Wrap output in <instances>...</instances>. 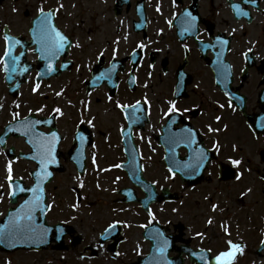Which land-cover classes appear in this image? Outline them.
<instances>
[{"label": "flooded vegetation", "instance_id": "flooded-vegetation-1", "mask_svg": "<svg viewBox=\"0 0 264 264\" xmlns=\"http://www.w3.org/2000/svg\"><path fill=\"white\" fill-rule=\"evenodd\" d=\"M11 1L16 3L18 0H2L0 4L6 5ZM90 1L104 3L105 0ZM107 1H111L113 20L119 21L124 16L126 21L121 23L128 22L124 31L117 28L112 44L110 41L107 45L102 42L100 49L92 39L99 27L105 28L106 21L99 20L98 12L93 11L87 28L81 29L79 24L75 27L76 23L68 18L59 2L55 5L52 0H37L35 14L27 15L26 11L19 14L20 9H14L12 16H5L0 25L2 61L11 43L10 38L6 40L5 37L19 39L16 56L19 57L26 50L27 60L34 69L28 82H35L39 66L45 62L37 41L30 46V33L34 23L37 31V22L42 18L40 8L45 13H54L50 14V23L66 37V46L54 65L59 71L64 69V72L44 79L40 86L70 78L75 72L82 86L80 119L64 129L60 117L48 115L52 116L50 123L58 132L59 140L55 144L61 163L67 168L73 166L72 152L77 131L81 128L88 146L87 165L94 156L101 165L103 180L122 183L115 190L116 200L112 201H118L123 210L129 207L131 211H140L145 216L142 238L143 232L154 225L157 213L169 217L170 208L177 205L181 209L190 205L193 209L206 205L204 224L200 226L195 223L198 230L190 237L184 222L174 223L167 218L160 224L166 234L177 237L184 244L182 246L188 243L194 250H209L216 256L220 251L216 252L204 243L208 238V227L219 223L222 229H226L231 218L229 213L227 217H214L209 212L215 208L218 214L226 213V204L216 205L213 202L210 186L217 185L212 190L214 193L216 189L221 191L216 198H227L224 188L236 184L239 189V183L244 184L251 175L249 164L253 154L264 165V147L261 145L264 143V133L257 134V130L264 129V0ZM142 1L143 8L140 9ZM100 17L103 18L104 14ZM79 28L83 37L86 35L83 63L76 53L80 44L77 37ZM20 64L24 63L21 61ZM94 74L98 76L97 86L90 84ZM21 97V94L14 99L9 96L17 104L14 106L17 111L12 113L18 114L15 118L14 115L8 118L2 116L3 107L0 108V136L9 124L27 116L19 110ZM173 103L178 109L175 112L171 111ZM242 105L244 113L240 108ZM37 115L46 117L42 112ZM43 131L49 133L51 130L44 127ZM125 134L132 135L137 150L131 160L125 153ZM113 135L116 137V147L112 145ZM127 140L131 141V137ZM6 144L15 148L16 156L29 152L23 138L11 136ZM250 148L252 153L246 151ZM92 150L96 152L91 156ZM0 152V181L9 187L11 181L24 182L31 177L26 172L27 166L32 167L30 162L21 157H8L1 145ZM201 157L203 162L197 167ZM233 160L240 163L234 165ZM126 163H130L128 168L135 177L141 174L138 171L141 169L149 182L157 184L161 179L167 183L166 186H157L160 190L168 188L169 193L175 194L178 200L152 205L155 218L141 205L122 203L120 192L126 188H132L139 198L145 197L141 190L129 185L128 169L125 171L121 168ZM9 164L12 167L11 181L7 171ZM168 164L178 167L185 165L189 167L188 173L194 175L185 172L182 175L173 174ZM107 168L114 169L106 172ZM201 173L203 179L198 186L190 187L185 182L194 180ZM258 174V179L263 181L264 174ZM173 182L178 185L173 186ZM189 193H194L192 200ZM7 199L9 203V194ZM8 210L9 207L6 213ZM193 213L196 211L193 210ZM116 221L119 225L114 229L111 241L116 243L119 250V247L127 246L131 239L128 232L132 230V219ZM101 236L98 235L94 245L105 244ZM86 239L83 235V243L88 242ZM68 240L70 247H73L72 237ZM195 240L201 243L198 247H193ZM109 243L108 252L111 248Z\"/></svg>", "mask_w": 264, "mask_h": 264}, {"label": "rangeland", "instance_id": "rangeland-1", "mask_svg": "<svg viewBox=\"0 0 264 264\" xmlns=\"http://www.w3.org/2000/svg\"><path fill=\"white\" fill-rule=\"evenodd\" d=\"M36 2L37 0H18L16 3L11 1L7 2L6 5L0 4V25H2L6 15H13L14 9H20L19 14H24L25 11L27 15L35 14L34 11L38 5V2ZM52 2H54L55 5H57V2L63 5L62 8L65 14L76 23L75 27L79 24L81 29L83 27L85 29L87 28L88 22L92 14H94L93 11L98 12L99 20L101 22L106 21L104 30L99 27V30L92 35V39L98 43L100 49L103 47L102 42L107 45L108 41H110L112 44L117 28L124 31L128 24V22L121 23L123 20L126 21V17L124 16L119 21L113 20L111 17V1L108 2L105 0L103 3L90 0H52ZM102 14H104L103 18L100 17ZM77 32L79 33L77 36L79 37L78 41L81 45L79 44V47H77L76 53L78 60L83 63L84 57L82 53L86 48L84 42V40H86V38H84L86 35L83 37L80 28ZM1 42L0 40V45ZM82 44H84V46ZM89 51L92 52L90 49ZM1 64L2 62H0V65ZM83 72L86 71L83 70ZM0 76L3 77L2 73ZM2 81L0 80V108L3 107L2 110L4 112L2 116L5 115L8 118L9 116L12 117L14 115H12V113L17 111V109H14V106L17 104L13 103V100L9 98L6 84L2 83ZM81 87L77 72L70 78H64L57 82L39 86V89L36 91H34L36 88L34 84L32 85L29 83L22 89V97L18 101L20 105L19 110L27 114L31 112H45L47 115H50L53 112L56 113L54 109L60 108L63 115L60 113L56 114L61 118L62 127L64 129L69 128L70 123L75 122L79 118L78 115L82 108ZM57 93L61 94L57 95ZM41 109H43V111H41ZM115 138L114 136L112 141L113 147L117 146ZM261 145L264 147V143ZM250 150L251 148L248 150L246 149V151ZM250 152L252 153V151ZM1 157L2 153L0 152V159ZM251 158L249 164L252 171L251 175H249L244 184L239 183V189L236 187V184L228 185L227 188L223 189L227 198L215 197L221 194V191L218 189L215 190V193L212 191L217 185L210 186L209 191L210 194L214 196L213 202L216 205L226 204V208H224V210L226 209V213L224 212L223 215H221L219 212L218 214L213 208L209 210V212L212 213L214 217L217 215L219 217H227V213H229L231 219L226 229H222L219 223L214 227L209 226L208 238L205 239L204 243H207V246L215 249L216 252L220 249H224L229 241H231L232 244H237L239 248L234 257V264H264V252L261 254L257 253L260 244L259 238L264 236V182L258 179V177H260L258 172L264 174V165L254 154ZM94 164L95 162L93 158H91L88 162L89 173L93 172ZM100 167L101 165L99 168ZM67 174L75 175V173H71V169H69ZM67 174L64 177H58L55 182L49 186L48 190L51 202L56 206L54 205V212L49 216L48 220L51 223L62 222L73 226L75 230L74 235H85L88 242L85 241L82 246L68 247L67 252L53 251L52 248L39 253H29L25 251L4 254L0 251V264H133V257H123L122 260L118 262L120 259H113L104 247L99 249L97 245H94L100 234L99 232L105 225H108V223L110 221L112 222L114 219L126 222L132 219V230L128 232V234L131 235V239L127 244L125 254L139 255L141 250L147 251L148 244L146 245L143 243L144 240L141 231L142 225L145 222V216L142 215L140 211H131L129 207L127 210H123L118 202L114 203V201H112L117 198V196L114 195L116 190L115 187L117 185L121 186L122 183L110 180L108 184L107 182L101 183L100 181H95L96 183L92 184H81L80 187L79 183L76 182L77 180L74 181L72 177L68 178ZM95 178L97 177L95 176ZM255 180H258L260 183ZM86 181H90V179L86 178ZM157 184H159L160 187L162 185L166 186L167 183L160 179V183L157 182ZM172 185L177 186L178 184L173 182ZM3 186L4 182L0 181V190ZM77 188L81 190V192H79L81 196L79 203L76 202V196L78 195ZM188 195L192 200L194 193H189ZM212 205L214 207V204ZM220 209H223V207L220 206ZM193 210L196 211V213H193ZM2 212L3 211L0 212V216ZM206 212V205L198 206L195 209H193L192 205L184 206L182 209L177 205V207L170 208L169 217L164 213H157V220L162 223L169 218L174 223L178 221L184 222L188 227V237H190L198 230L197 228L195 229V223L203 226ZM219 222L222 221L219 220ZM254 226H257V229L253 230ZM243 229L245 233L242 232ZM246 230H248V232H246ZM199 244H201L199 240H195L193 247H198ZM83 246H93L91 248L99 250L98 257L100 262L98 258H92V262H88L87 259L82 258L80 254L83 252ZM187 264H189V262H187Z\"/></svg>", "mask_w": 264, "mask_h": 264}, {"label": "snow or ice", "instance_id": "snow-or-ice-1", "mask_svg": "<svg viewBox=\"0 0 264 264\" xmlns=\"http://www.w3.org/2000/svg\"><path fill=\"white\" fill-rule=\"evenodd\" d=\"M60 7L62 8L63 5H60ZM39 11H40V15L42 18L37 22L36 41L40 45V52H41L42 58L48 59L49 61H51L52 59L57 57L59 55V53L65 48L66 37L64 35H62L59 31H57L54 26H52V24L50 23V14L45 13L43 8H40ZM5 39L7 40L8 37H5ZM77 47H79V45H77ZM140 47L142 48L143 45H141ZM10 53H11V49L9 48L5 52V56L6 57L9 56ZM12 61H13V64H15L16 63V57H12ZM6 68H7V66H6ZM12 70L15 71V68H13ZM54 70L55 69L52 67V64L49 63L48 71L51 72ZM24 71L26 72L27 68H25ZM38 89H39V85L37 84L34 91H36ZM60 94L61 93H57V95H60ZM118 106L121 108L125 107L124 105H118ZM177 110L178 109L176 108V105L173 103L171 105V111L175 112ZM41 111H43V109H41ZM55 112L63 115L60 108H56ZM16 116H18V114H14V118ZM26 123L28 124V126L30 128H34L35 124L39 123V121H31V122H26ZM187 131L190 132L191 130H187ZM81 139H83V138H81ZM58 140H59V137L57 136V134L55 132H53L51 134L50 139L42 140L41 143L39 145H37L38 154L40 157L41 164L46 165L50 161L54 162V156L52 155V153L54 151L55 143ZM35 158L36 157H34V159ZM202 162H203V158L201 157V159L197 161L196 166L199 167L200 163H202ZM232 163L234 165H238L240 163V161L233 160ZM7 171H8V179H9V181H11V179H12L11 164L8 165ZM19 191L23 192L24 188H22V187L19 188ZM34 191H36V192L40 191L39 185H37V188ZM12 195H16L15 189H13ZM39 205H40V199L37 196L31 201H26L25 204L22 206V210L28 209V211H27V213H25V215L23 217V219L26 221V223L17 224V230L19 232L25 233V232L33 230V226L31 223L33 220L32 212L35 211L36 209H38ZM213 210H215V208ZM209 223H211V221H209ZM229 248H230L229 251L221 252L219 255L214 257L216 264H233L234 257L236 255V250L239 248V246L236 244H232V242L229 241Z\"/></svg>", "mask_w": 264, "mask_h": 264}, {"label": "water", "instance_id": "water-1", "mask_svg": "<svg viewBox=\"0 0 264 264\" xmlns=\"http://www.w3.org/2000/svg\"><path fill=\"white\" fill-rule=\"evenodd\" d=\"M12 55L13 54L11 52L9 55V58H11ZM7 68H8V66H7ZM41 187H43V184L40 186V190H41ZM42 190H41V192H42ZM37 226H39V225H37ZM6 231H7L6 229L0 230V249L3 251L12 252V251H15L17 249L43 250V249L47 248L49 246V244L51 243V239L49 240V238H47L48 241H44L43 243H41V242H38L37 240H35V237L32 236L30 238L27 237L25 242H22V244H19V243L10 241V238H9ZM32 232H34V231H32ZM161 245H162L161 243H158L157 247H156L157 249L154 252L157 257L163 256L162 249H159V246H161ZM138 264H148V259L145 261H141ZM149 264H174V263H172V262L167 263V262H163V261H158L155 258L153 260L152 257H149ZM177 264H183V262L177 261Z\"/></svg>", "mask_w": 264, "mask_h": 264}]
</instances>
